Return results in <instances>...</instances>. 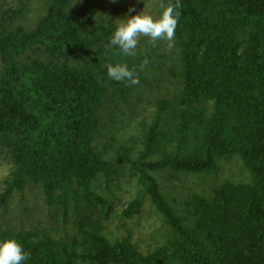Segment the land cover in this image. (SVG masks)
Returning <instances> with one entry per match:
<instances>
[{
	"label": "trees",
	"instance_id": "trees-1",
	"mask_svg": "<svg viewBox=\"0 0 264 264\" xmlns=\"http://www.w3.org/2000/svg\"><path fill=\"white\" fill-rule=\"evenodd\" d=\"M16 1L0 9V154L11 165L0 209L35 190L27 201L56 223L52 234L0 228L28 254L22 264H264V0H179L173 39L144 37L131 55L110 44L115 23L92 20L97 7L82 14L87 0H41L24 25L15 20L34 0ZM118 62L138 84L107 76ZM232 156L247 181L174 207L152 175L208 173ZM145 207L163 242L142 251L130 234L107 236L112 218Z\"/></svg>",
	"mask_w": 264,
	"mask_h": 264
},
{
	"label": "rangeland",
	"instance_id": "rangeland-1",
	"mask_svg": "<svg viewBox=\"0 0 264 264\" xmlns=\"http://www.w3.org/2000/svg\"><path fill=\"white\" fill-rule=\"evenodd\" d=\"M18 2L16 0H0V9L6 10L7 8H15ZM32 4V5H31ZM29 8L24 10L22 15L18 16L15 20L17 24H26L33 22L39 15L41 0H34ZM91 4L97 7V12L93 15L92 20L98 17L109 18L111 23L117 24V18H124L126 16L135 15L139 12L151 15L153 18L158 17L159 7L154 0H87L78 1L77 5L81 9L82 14L87 17V12L82 11V6ZM131 9V11H129ZM146 36L138 37V44L136 49L149 44V41L144 40ZM160 39L156 40L158 42ZM162 44L167 45L168 40L162 39ZM157 46L153 48L156 50ZM160 95L163 96L164 88L160 90ZM11 165L0 154V186L2 180L8 176ZM169 173H175L170 170L164 172H153L152 175L157 181V184L165 190V195L169 198L168 202L174 207L171 202L175 197L179 202L187 200V195H204L209 196L212 191L220 186L225 181L230 182H245L249 178V174L241 167L240 161L232 156L230 158H221L216 161L214 167L208 173H190L189 175L184 172L177 173L176 177H172ZM184 176V179H182ZM179 178L181 180H176ZM35 190L27 193L24 199L15 193L5 208L0 209V228L6 227L15 229H28L31 226H41L52 234L55 227V217L47 216V210L43 203L38 202L35 207L27 201V198H32ZM117 197H111V201H115L112 207L120 210L126 203L128 197L123 196L122 191L118 190ZM177 201V202H178ZM148 209L145 207L142 216L134 218L129 221H119L115 216L107 222L106 233L110 238H117L121 235L130 234L134 244L142 251L152 249L159 243L165 240L164 228L160 226L158 217L147 216ZM61 227L58 224L55 228ZM58 232V230H57ZM57 236L59 235L56 233Z\"/></svg>",
	"mask_w": 264,
	"mask_h": 264
},
{
	"label": "clouds",
	"instance_id": "clouds-1",
	"mask_svg": "<svg viewBox=\"0 0 264 264\" xmlns=\"http://www.w3.org/2000/svg\"><path fill=\"white\" fill-rule=\"evenodd\" d=\"M179 0L173 4L170 0H163L159 17L139 12L135 15L117 18L110 44L116 46L125 55H131L138 44V37L146 36L155 42L158 39L171 41L175 34L179 18ZM131 11V9H129ZM107 76L113 80H127L130 84H138L139 78L134 68L126 63H110L106 65ZM28 254L22 245L14 238L0 237V264H22L27 261Z\"/></svg>",
	"mask_w": 264,
	"mask_h": 264
}]
</instances>
